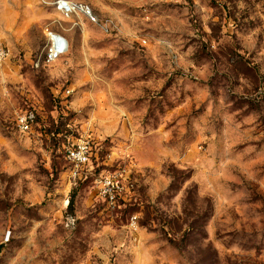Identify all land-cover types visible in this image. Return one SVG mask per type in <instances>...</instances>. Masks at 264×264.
Listing matches in <instances>:
<instances>
[{"label": "rangeland", "instance_id": "obj_1", "mask_svg": "<svg viewBox=\"0 0 264 264\" xmlns=\"http://www.w3.org/2000/svg\"><path fill=\"white\" fill-rule=\"evenodd\" d=\"M51 1L0 0V264H264V0Z\"/></svg>", "mask_w": 264, "mask_h": 264}, {"label": "built area", "instance_id": "obj_2", "mask_svg": "<svg viewBox=\"0 0 264 264\" xmlns=\"http://www.w3.org/2000/svg\"><path fill=\"white\" fill-rule=\"evenodd\" d=\"M50 4L62 19L84 18L91 22H97V17L94 15L89 4L77 0H52ZM46 42L39 56L33 60V66L38 67L40 64H49L54 62L68 50V42L66 38L57 31H46ZM8 49L3 38L0 36V66L7 58ZM71 94V89L67 88L65 96ZM34 113L29 110L25 113H20L16 116V125L21 132L29 129L34 121ZM92 153L91 140L88 137H82L71 144H62V154L65 162L68 164V172L72 179H78L82 176V172L88 166ZM106 194L109 195V190L113 187V182H106Z\"/></svg>", "mask_w": 264, "mask_h": 264}, {"label": "crops", "instance_id": "obj_3", "mask_svg": "<svg viewBox=\"0 0 264 264\" xmlns=\"http://www.w3.org/2000/svg\"><path fill=\"white\" fill-rule=\"evenodd\" d=\"M56 12V11H55ZM57 13V12H56ZM64 36V35H63ZM65 37V36H64ZM66 38V37H65ZM67 40V39H66Z\"/></svg>", "mask_w": 264, "mask_h": 264}]
</instances>
